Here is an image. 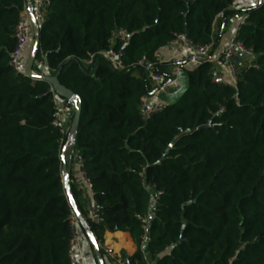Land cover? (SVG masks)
Returning <instances> with one entry per match:
<instances>
[{
	"label": "trees",
	"instance_id": "trees-1",
	"mask_svg": "<svg viewBox=\"0 0 264 264\" xmlns=\"http://www.w3.org/2000/svg\"><path fill=\"white\" fill-rule=\"evenodd\" d=\"M235 1L50 0L45 12L37 60L52 76L61 70L60 83L82 102L74 151L100 221L85 209L80 182L71 194L98 243L106 232L131 236L130 264H264V3L247 10L237 33L254 59L240 62L235 85L216 83L214 63L200 60L184 69L188 87L178 101L141 116L154 85L137 64L151 61L173 78L176 64L156 54L179 34L213 43L211 57L217 22L242 12ZM25 8L26 0H0V264H70L60 154L76 109L68 103L63 136L51 86L11 66ZM118 30L129 35L114 47L126 54L125 70L100 55Z\"/></svg>",
	"mask_w": 264,
	"mask_h": 264
},
{
	"label": "built area",
	"instance_id": "built-area-1",
	"mask_svg": "<svg viewBox=\"0 0 264 264\" xmlns=\"http://www.w3.org/2000/svg\"><path fill=\"white\" fill-rule=\"evenodd\" d=\"M242 1L243 0H236L234 5H237ZM49 5L50 0H37L34 9L27 10V8H25V11L20 17V21L15 31L16 45L14 51L12 52L11 58V66L16 73L24 74L22 58L26 51L33 44L34 27L32 19L34 18L40 27L44 22L45 12ZM128 39L129 35L126 31L118 30L112 34V38L110 40L111 48L100 53L101 57L104 58L111 66H113L117 70H125L127 68L124 63L126 54L121 49L115 50L114 47L117 44L125 45L128 42ZM175 41L181 43L183 57L191 59L195 62H198L200 60H210L212 62L209 55L214 47L213 43L206 45L196 44L185 34L177 35ZM234 57H238L240 62L242 61L247 65H251L254 59L253 50L247 48L237 35L229 39L219 58L220 61L227 65L231 77L235 82H237L240 74V68L239 64L232 60ZM93 59L94 57L92 56L89 60L84 61V64L86 66L93 64ZM137 65L145 69L151 82L154 85L153 92L150 95L143 97L141 100V116L143 119L147 120L155 114L163 111L165 104L162 102L161 98L164 95L168 94L176 81V76L184 71V66L178 65L173 72V78H167L165 75L157 73L155 71V65L151 61H141ZM215 81L216 83H221L216 77ZM50 92L53 96V102L56 106L55 121L53 125L59 129L60 133L63 136H66L68 134V127L64 121V115L68 112V103L67 105H64V101L56 94L52 86ZM69 139H71V136H69ZM76 159L79 171L81 170L80 188L82 190H88L92 192L90 181L87 179L85 173L82 170L83 160L80 156H77ZM90 218L94 222L100 221V212L97 206L92 211ZM143 222L146 223L147 220H143ZM69 227L72 234L69 245L70 264H87L82 254L83 226L80 219L73 210L71 211L69 216ZM98 247L100 251L103 252L109 264H130L128 260L124 259L113 250L109 249L103 241L98 243ZM135 264H138V262H135Z\"/></svg>",
	"mask_w": 264,
	"mask_h": 264
},
{
	"label": "crops",
	"instance_id": "crops-1",
	"mask_svg": "<svg viewBox=\"0 0 264 264\" xmlns=\"http://www.w3.org/2000/svg\"><path fill=\"white\" fill-rule=\"evenodd\" d=\"M37 0H26V8L27 10L34 9V6L36 4ZM264 0H243L241 3L234 5L233 10H241L242 12L237 14L235 17L231 18L229 21H225L221 25V18L215 25L214 34L216 36L220 35L218 47L214 50L211 60L214 63L215 66V77L221 82L226 84L235 85V81L231 77V74L228 70V67L225 63L219 60L221 53L223 52L225 46L227 45L229 39L233 36H236L241 26L245 23L247 17H248V11L249 9L255 8L256 6H259L262 4ZM32 52V45L30 48L26 51L22 58V66L23 70L25 72L26 66L28 64L29 58L31 56ZM156 56L161 62H174L176 66L172 68V73L175 71L176 67L178 65H183L184 69H191L196 66L197 62L187 59L182 56V46L181 43L178 41L172 42L170 45H168L166 48L159 51ZM46 65V63H45ZM47 66V65H46ZM185 74V76H180L181 73ZM181 72L176 76V81L173 85V87L170 89L168 94L164 95L161 100L162 102L166 104H171L176 101H178L180 97L181 90H185L188 86V78L185 71ZM33 73L38 74L39 71L36 67L33 68ZM76 106V105H75ZM76 109V107H73ZM73 108H70L68 106V112L64 115V121L66 125L70 124L71 120V113ZM62 152H64V159L67 164V168L70 170V182L71 185L74 183L80 182V171L77 165V155L74 151V142L71 139L67 141L65 144ZM151 204L149 209V217L148 221L151 220L154 214V206L155 202L157 200V195L154 191L151 190ZM82 201L84 203L85 209L87 210L88 214L91 215L92 211L96 208L97 204L94 200L93 193L84 190L82 194ZM82 217V216H81ZM83 218V217H82ZM84 220V218H83ZM85 221V220H84ZM104 244L111 250H113L115 253L123 257L124 259L131 258L137 251V247L131 238V236L128 233L124 232H106L103 237ZM82 254L86 260L87 264H101L98 260L94 247L87 235L83 236L82 238ZM146 259L149 261V255L147 252H144ZM104 261V259H103ZM104 264H109L107 260L104 261Z\"/></svg>",
	"mask_w": 264,
	"mask_h": 264
},
{
	"label": "water",
	"instance_id": "water-1",
	"mask_svg": "<svg viewBox=\"0 0 264 264\" xmlns=\"http://www.w3.org/2000/svg\"><path fill=\"white\" fill-rule=\"evenodd\" d=\"M33 27H34V40L32 44V52L31 56L29 58L28 64L26 66L24 75L28 78H30L34 83L36 82H47L50 86H52L56 92V94L64 101V105H67V103H73L76 105V113L74 116V119L71 123L69 134L75 142L77 132L80 127L81 122V115L83 110V105L81 100L69 89L64 87L60 81H59V75L61 70L54 76L49 74V68L45 65V63H41L37 60V54L40 47V36H39V25L36 22V20L32 19ZM237 64H240V60L238 57H234L232 59ZM36 67L39 71L38 74L33 73V68ZM60 159L62 162V180L65 187L66 196L68 198V201L70 203V206L72 210L75 212V214L78 216V218L81 221V224L83 228L85 229L93 247L96 253V256L101 264H104L100 249L98 247V243L95 240L94 236L92 235L90 229L87 227L85 221L81 217V214L78 211V208L76 206L75 200L71 194V182H70V170L67 168L66 161L64 159V152H61ZM81 171V170H80Z\"/></svg>",
	"mask_w": 264,
	"mask_h": 264
},
{
	"label": "rangeland",
	"instance_id": "rangeland-1",
	"mask_svg": "<svg viewBox=\"0 0 264 264\" xmlns=\"http://www.w3.org/2000/svg\"><path fill=\"white\" fill-rule=\"evenodd\" d=\"M185 73H186V72H185ZM180 76H183V77H184V76H185L184 72L181 73ZM187 87H188V86H187ZM186 89H187V88H185V90H186ZM185 90H183V89L181 90L182 92H180V97H179V99L181 98V96L183 95V93L185 92ZM179 99H178V100H179ZM72 104H73V103H72ZM73 105H74V107H76L75 104H73Z\"/></svg>",
	"mask_w": 264,
	"mask_h": 264
}]
</instances>
